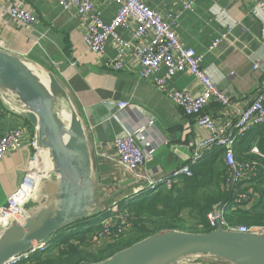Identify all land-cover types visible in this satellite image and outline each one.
Here are the masks:
<instances>
[{
  "label": "crops",
  "instance_id": "obj_1",
  "mask_svg": "<svg viewBox=\"0 0 264 264\" xmlns=\"http://www.w3.org/2000/svg\"><path fill=\"white\" fill-rule=\"evenodd\" d=\"M59 1L0 0V49L43 73H53L80 113L96 165L93 178L98 182L99 201L95 214L115 202L123 206L139 187L119 165L112 147L116 138L140 135L137 143L144 147L146 142L153 153V159L140 171L155 180L192 164L208 131L198 127L196 117L187 116L167 92L141 78L133 58L127 59L123 69L114 71L109 66L117 56L113 44L107 45L103 55L91 52L84 41L89 21L79 19L75 9L64 11ZM190 2L193 8L185 9ZM95 3L104 20L110 22L117 6L103 0ZM16 4L37 17L31 28L10 17L9 10ZM149 5L173 25L186 47L203 56L201 67L214 76L230 99L229 106L211 101L204 112L218 127L231 132L239 117L235 107L248 105L264 87V6L259 0H149ZM120 33L130 38V31ZM215 41L219 44L214 47ZM165 73L162 68L158 74L162 77ZM167 87L168 92L181 90L195 96L204 92L201 82L189 72L169 77ZM120 102H128L130 107L120 110ZM26 112L14 93L0 90V136L26 126ZM32 157L33 149L25 143L0 160V209L23 182ZM104 189L112 190L106 200L102 199ZM58 250H48L41 259ZM177 264L233 263L197 255Z\"/></svg>",
  "mask_w": 264,
  "mask_h": 264
},
{
  "label": "built area",
  "instance_id": "obj_2",
  "mask_svg": "<svg viewBox=\"0 0 264 264\" xmlns=\"http://www.w3.org/2000/svg\"><path fill=\"white\" fill-rule=\"evenodd\" d=\"M103 1L117 6V12L110 22L104 20L95 0H60L59 4L64 11L75 9L79 19L89 21L84 41L91 52L103 55L107 45L113 44L117 50V56L109 66L114 71L123 69L127 59L133 58L139 64L141 78L150 80L159 91L167 92L172 102L180 107L187 116L196 117L198 127L208 131V137L200 144L201 151L195 155L192 164L202 158L204 151L219 147L224 150L225 154L227 186L232 187L249 177L259 175L260 168L256 163L240 162L236 159L234 147L235 143L244 138L252 128L264 124V87L248 105L235 107L239 117L231 132L218 127L211 116L204 112L205 108L211 101L229 106L230 99L221 92L214 76L201 67L203 56L198 55L194 49L186 47L180 41L173 25L167 23L160 13L151 9L149 0ZM259 4L264 6V0H259ZM184 8L192 9L193 3H188ZM9 14L13 20L25 27L31 28L37 22V17L22 4L13 6L9 10ZM121 30L130 31V38L125 39L120 33ZM218 44L219 41H215L213 46ZM162 68L166 69V73L161 77L158 73ZM182 72L191 73L201 82L204 87V92L201 95L195 96L181 90L168 92V78ZM118 107L120 110H125L130 105L128 102H120ZM139 136L137 135V137ZM137 137L127 134L112 142L120 167L124 168L132 182L139 186L135 189L133 197L155 191L159 185L170 189L182 176H192L190 165L155 180L146 171H140L153 159V153L148 149L149 145L146 142L144 147L140 146L137 143ZM25 143H28L33 149L32 161L23 182L7 198L6 205L0 209V236L11 226L12 220H16L20 224L25 222L29 214L24 207L30 200L40 199L38 192L42 180L53 181L58 178L51 154V165L49 167L41 165V153L49 150L39 145L37 128L31 125L0 136V160L9 153L18 151ZM252 153L259 154L258 148L254 147ZM104 190L102 199L106 200L111 197L112 190ZM240 198H245V196L242 195ZM102 213L104 215L101 216L97 224L98 230L95 232L98 242L112 241L132 230L133 223L128 221L124 208L116 202L103 210ZM208 220L213 230H216L220 223L226 231L264 234V227L229 225L224 218L222 209H218L216 216L210 213ZM49 246V242H42L33 251L15 256L5 264H24L25 261L34 264L33 257L45 254Z\"/></svg>",
  "mask_w": 264,
  "mask_h": 264
},
{
  "label": "water",
  "instance_id": "obj_3",
  "mask_svg": "<svg viewBox=\"0 0 264 264\" xmlns=\"http://www.w3.org/2000/svg\"><path fill=\"white\" fill-rule=\"evenodd\" d=\"M41 78L21 57L0 49V90L11 91L26 106L30 125L37 128L39 145L50 151L56 180L44 179L40 199L25 205L29 216L23 224L12 220L0 236V264L29 253L42 242L79 220L89 218L99 201L93 178L90 138L80 114L53 73ZM70 108L69 128L58 118V102ZM219 205L212 215L216 216ZM212 256L233 264H264V234L216 230L193 233L160 231L98 263L81 264H177L191 256Z\"/></svg>",
  "mask_w": 264,
  "mask_h": 264
},
{
  "label": "trees",
  "instance_id": "obj_4",
  "mask_svg": "<svg viewBox=\"0 0 264 264\" xmlns=\"http://www.w3.org/2000/svg\"><path fill=\"white\" fill-rule=\"evenodd\" d=\"M254 147L259 154L252 153ZM234 152L238 161L256 163L260 174L227 186L224 150L214 147L197 163H189L192 176H182L170 189L159 185L155 191L125 202L123 208L128 221L133 223L132 230L98 244L95 232L104 213H93L56 233L50 239L49 250L53 246L58 252L45 260L35 256L34 264L98 263L163 230L207 233L213 231L208 215L217 205L229 225L264 227V124L255 126L239 139ZM242 195L245 198L241 199ZM190 219L193 224L188 222ZM72 239L78 244L72 243Z\"/></svg>",
  "mask_w": 264,
  "mask_h": 264
},
{
  "label": "bare ground",
  "instance_id": "obj_5",
  "mask_svg": "<svg viewBox=\"0 0 264 264\" xmlns=\"http://www.w3.org/2000/svg\"><path fill=\"white\" fill-rule=\"evenodd\" d=\"M33 69L35 70V73H37V75H39L41 78L46 80V78H47L46 73H43V72H41V71H39V70H37L35 68H33ZM58 105H59V110H58V114H57L58 118L61 120V122H63L65 124L64 125L65 128H69L70 123H71L70 108L62 100L58 102ZM41 165L46 166V167H49L51 165V163H50V151L41 153Z\"/></svg>",
  "mask_w": 264,
  "mask_h": 264
},
{
  "label": "rangeland",
  "instance_id": "obj_6",
  "mask_svg": "<svg viewBox=\"0 0 264 264\" xmlns=\"http://www.w3.org/2000/svg\"><path fill=\"white\" fill-rule=\"evenodd\" d=\"M73 104V103H72ZM64 105V104H63ZM65 106V105H64ZM73 107H74V109H75V112L77 113V114H80L79 112H78V110H77V108L75 107V105H73ZM58 110H59V105L57 106V109H56V112L58 113ZM81 116V115H80ZM82 118V117H81ZM93 162H94V169H93V171H96V165H95V160H93ZM95 180H97V179H95ZM95 182H97V181H95ZM98 183V182H97ZM97 183H95L96 184V186H97ZM123 207V206H122ZM189 223H191V224H193L192 223V220L190 219L189 221H188ZM87 227V226H86ZM85 227V228H86ZM87 239H89V237H87ZM72 241V240H71ZM87 242H88V240H87ZM90 242V241H89ZM72 243H74V244H78V241H72ZM51 246V245H50ZM50 246H49V248H48V250L50 249ZM86 247L88 248L89 246L88 245H86ZM52 249H51V251H53L54 249H57V247H51ZM47 250V252H49Z\"/></svg>",
  "mask_w": 264,
  "mask_h": 264
}]
</instances>
